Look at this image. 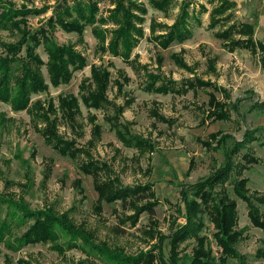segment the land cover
Instances as JSON below:
<instances>
[{
    "label": "rangeland",
    "instance_id": "rangeland-1",
    "mask_svg": "<svg viewBox=\"0 0 264 264\" xmlns=\"http://www.w3.org/2000/svg\"><path fill=\"white\" fill-rule=\"evenodd\" d=\"M225 1L234 4L227 11L232 15L213 27L211 12L219 1L212 5L208 0H176L163 12L149 0H123L129 12L142 19L134 23L143 34L129 60L123 61L110 50L119 27L111 17L115 3L110 0L99 3L96 23L80 33L48 25L59 6L70 7L74 0H0V16L11 8L10 12H23L6 16L19 30H0V56L26 37L20 55L32 50L38 56L45 85L31 95L30 104L40 103L44 109L51 105L53 111L45 117L61 139L79 150L74 159L62 156L43 138V117L33 122L26 110L16 112L0 102V264H123L118 259H135L131 264H138L133 262L142 258L148 261L139 264H165L172 256V235L185 224L182 192L224 166V149L233 153L235 142L243 145L229 154L234 169L223 181V189L236 203L237 230L242 232L235 247L246 264H264V233L252 225L246 203L231 185L234 177L245 178L249 195L264 196V0ZM185 2L191 3L189 12L200 25L191 22L190 38L162 48L157 38L165 37ZM245 24L252 27L251 34L244 33ZM227 30L228 39H222ZM244 38L253 46L241 44ZM45 43L71 49L84 60L66 84L52 81ZM148 75L175 82L180 90L189 88L180 94L146 93L142 86L149 82ZM103 83L104 97L113 106L94 109L86 99ZM63 101L73 102L71 121L61 107ZM116 123L121 133L137 135L152 150L127 147L110 130ZM93 161L94 166H108L123 188H144L152 195L127 210L120 200H101L96 177L83 173ZM126 199L132 202L133 197ZM151 202L154 220L145 207ZM260 209L264 218L263 204ZM207 217L199 235L208 239L212 256L221 264L214 225ZM54 219L61 225L53 224ZM36 220L53 224L52 236L38 231V241L24 242ZM194 239L187 237L176 245L177 264H190ZM235 262L229 259L226 264Z\"/></svg>",
    "mask_w": 264,
    "mask_h": 264
},
{
    "label": "trees",
    "instance_id": "trees-1",
    "mask_svg": "<svg viewBox=\"0 0 264 264\" xmlns=\"http://www.w3.org/2000/svg\"><path fill=\"white\" fill-rule=\"evenodd\" d=\"M101 1L102 0H74L73 5L70 7L65 5L59 6L58 9L60 11L55 13L53 19H49L48 25L55 24L67 31L80 33L85 26L94 25L96 23L98 5ZM110 1L115 3V9L112 11L111 17L119 26L118 29L114 31V38L110 42V50L113 56L119 57L123 61H128L131 51L136 44L137 37H141L143 35L142 30L138 28L134 22H142V19L137 17L132 12H129L128 7L124 6L123 0ZM216 1H219V4L215 5L211 12V22L213 27L231 17V12L227 14V11L234 6V4L226 2L225 0H208V2L212 5H214ZM149 2L154 9L164 12L169 6L172 7L175 5L176 0H149ZM190 5V2H185L180 8L181 12L176 22L171 27H167L168 31H166L167 33L165 37L162 35L160 38H157L160 40L162 48H168L172 42H182L185 39L190 38L192 35L190 31L191 22L200 25L198 18L190 14ZM11 9H8L5 14L0 16V30H12L13 28L19 30L18 23L13 22L12 25H10V19L6 18L8 14L13 13L10 12L12 11ZM206 11V8L202 6L201 13ZM139 12L144 14L145 9L140 8ZM20 13L23 12L14 11L13 14L19 15ZM223 15L225 16L223 17ZM244 29V33L251 34L252 27L250 25L245 24ZM42 33H44V31L41 32V34ZM228 33L229 30L224 31L220 37L227 40L229 37ZM27 41L28 40H26V37L24 36L22 41L19 43L7 47V51H5L4 56H0V102L11 105L12 109L16 112L26 110L31 115V120L33 122H35L37 118L41 119V117H43L46 121L42 131L45 142L52 148H55L62 156H67L72 159L79 157V150H76L72 143L61 139L56 133L54 124L51 121H48L45 117L46 114L53 111L52 106L47 105L46 109H44L40 103L37 104V102H34L30 104L31 95L43 91L45 89V85L40 71L41 61L38 56L34 54L32 50H30V52L26 51L23 56L20 55L22 50L21 47L25 46ZM242 41L244 42H241V44L245 43L247 46L251 43V46H253L250 38H244ZM46 43L45 51L47 52L49 60L47 65L48 73L55 84H66L70 80L72 72L82 68L85 62L71 49L61 48L55 45V43L47 45ZM226 43L227 44L225 45H229L230 41ZM235 43L240 42L236 41ZM262 49L264 50V47H262ZM176 60L177 59H175V62ZM177 64L185 69L187 68L182 61H177ZM148 77L149 82L147 81L148 83H145L142 86V90L146 93L161 95H168L172 93L180 94L182 92L184 93L189 88L188 86H185V90H183V88L180 90L176 88L175 82L160 80V78L155 75H148ZM159 81H161V84H157ZM105 83L99 85L96 89V93L90 95V97L86 99L88 106L94 109L113 106L107 102L104 97V93L107 89V83ZM216 105L218 104L216 103ZM61 107L67 112L66 116L70 121L74 119V112L72 109L75 107L73 106L72 101H63ZM115 109L119 110L117 108ZM120 112L122 113L123 109H121ZM213 115L215 116L217 114ZM116 124L117 126L114 127L115 124L112 125L110 130L114 131L118 139L123 142V144H126L127 147H133L139 152L152 150V146L149 142L141 139L135 134L125 135L124 133H121L119 131V123ZM95 128H97L96 131H99V126H96ZM94 137L99 139V136L96 133L94 134ZM220 142H222V144L224 143V149L225 138H220ZM242 145L243 143L235 142L236 148L233 150V153L224 149V166L212 175L208 176L206 179L197 182L193 186L189 187L188 190H184L182 192V199L185 206V224L178 231H176L174 235H172L170 240V243L172 244V256L170 260L167 259L168 262H165V264H177L176 258H174L177 254L176 245L187 237H194V240L196 241V248L190 264H217V260L214 259V256H212L213 252L208 244V239H206L205 236L199 235V232L204 226L202 221L207 216V218H209L214 225L215 232L213 237L215 242L220 247L219 263L226 264L229 259H235V264H246L244 257L238 253L235 247L242 236V232L237 230L238 217L236 203L227 191L223 189V181L234 169V165L231 164L229 154H234ZM87 155L90 157L89 153H87ZM89 164L91 165L89 166ZM94 165V161L89 162L88 166L83 169V173L96 177L95 189L101 200H106L107 202L120 200L123 209L127 210L130 206L133 207V204L143 202L152 195L150 192L145 191L144 188H137L139 190H144L142 192H138L139 190L131 191L123 188L119 180L113 176V173L108 166L99 164V167H97ZM231 185L232 191L236 197L246 203L248 208V217L252 225L264 233V218L260 209V205H264V196L249 195L250 192L247 188V180L245 178L238 179L236 176L234 177ZM218 187H221V191L216 193L215 189ZM190 194H194L195 199H188ZM127 197H133L132 202L126 199ZM146 205L147 206L145 207L147 209L149 219L154 220L155 211L153 202ZM143 209L145 208H140L139 211H142ZM52 223L61 225L58 219L52 220ZM35 224L34 230L25 237L23 240L24 242L32 243L33 241H38L35 238L38 231L43 232L48 237L52 236V228L54 227L53 224L44 221L41 223L40 220H36ZM69 225L72 226L71 224ZM117 257L118 256H116V259H118ZM162 259L164 258L162 257ZM133 260L135 261V259H118L116 261L123 264H131V261ZM140 261L147 263L146 261L148 260L142 258L141 260L133 263L139 264Z\"/></svg>",
    "mask_w": 264,
    "mask_h": 264
}]
</instances>
